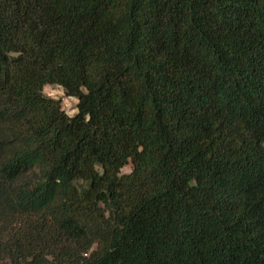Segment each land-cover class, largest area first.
Here are the masks:
<instances>
[{"label": "trees", "instance_id": "obj_1", "mask_svg": "<svg viewBox=\"0 0 264 264\" xmlns=\"http://www.w3.org/2000/svg\"><path fill=\"white\" fill-rule=\"evenodd\" d=\"M0 259L264 264V0H0Z\"/></svg>", "mask_w": 264, "mask_h": 264}, {"label": "rangeland", "instance_id": "obj_2", "mask_svg": "<svg viewBox=\"0 0 264 264\" xmlns=\"http://www.w3.org/2000/svg\"><path fill=\"white\" fill-rule=\"evenodd\" d=\"M44 92L47 96L60 99L62 101V105L66 112L69 115H74L78 109H77V103L78 99L73 96H68L62 87L55 85V84H48L45 86ZM133 164L130 163L123 167L122 173H129L133 170ZM0 264H12L10 260L8 259H0Z\"/></svg>", "mask_w": 264, "mask_h": 264}]
</instances>
